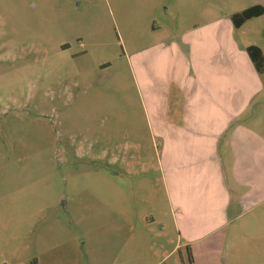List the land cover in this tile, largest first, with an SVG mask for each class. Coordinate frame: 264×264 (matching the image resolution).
I'll return each mask as SVG.
<instances>
[{
	"label": "rangeland",
	"instance_id": "1",
	"mask_svg": "<svg viewBox=\"0 0 264 264\" xmlns=\"http://www.w3.org/2000/svg\"><path fill=\"white\" fill-rule=\"evenodd\" d=\"M239 1L0 0V264H191L152 103L198 61L153 46L232 26ZM195 246L194 264H264V204Z\"/></svg>",
	"mask_w": 264,
	"mask_h": 264
},
{
	"label": "crops",
	"instance_id": "2",
	"mask_svg": "<svg viewBox=\"0 0 264 264\" xmlns=\"http://www.w3.org/2000/svg\"><path fill=\"white\" fill-rule=\"evenodd\" d=\"M237 6L232 26L211 21L201 34L189 29L177 40L153 46L155 61L160 51L175 44L181 46L178 54L198 61L196 74L171 78L179 89L174 102L152 103L173 215L187 248L219 236L250 208L264 204V73L257 71L247 52L255 45L264 55L254 39L264 29L253 25L264 15L239 29L232 21L235 13L264 6V0H240ZM233 29L250 36L243 54L248 60L240 69V44ZM151 79L152 97H157L165 87L157 73Z\"/></svg>",
	"mask_w": 264,
	"mask_h": 264
},
{
	"label": "trees",
	"instance_id": "3",
	"mask_svg": "<svg viewBox=\"0 0 264 264\" xmlns=\"http://www.w3.org/2000/svg\"><path fill=\"white\" fill-rule=\"evenodd\" d=\"M264 15V6H255L248 8L246 10H243L241 12L235 13L232 16V21L235 26V28L239 29L241 28L245 23L248 21L259 18ZM247 52L253 61L257 71L259 73H264V55L260 47L252 45L249 46L247 49ZM188 253L190 257L191 264H194V257L191 251V248L188 247Z\"/></svg>",
	"mask_w": 264,
	"mask_h": 264
}]
</instances>
